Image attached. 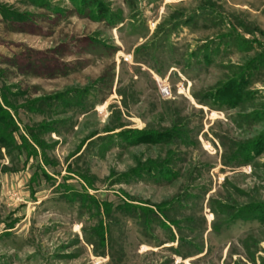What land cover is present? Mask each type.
Returning <instances> with one entry per match:
<instances>
[{"label": "rangeland", "instance_id": "1", "mask_svg": "<svg viewBox=\"0 0 264 264\" xmlns=\"http://www.w3.org/2000/svg\"><path fill=\"white\" fill-rule=\"evenodd\" d=\"M93 1L0 0V264H264V0Z\"/></svg>", "mask_w": 264, "mask_h": 264}, {"label": "trees", "instance_id": "2", "mask_svg": "<svg viewBox=\"0 0 264 264\" xmlns=\"http://www.w3.org/2000/svg\"><path fill=\"white\" fill-rule=\"evenodd\" d=\"M85 3L88 7L96 6L93 0H85ZM7 125L9 127V122L7 121V119L0 116V126H7ZM144 139L145 140L143 143H147L149 145H156L157 147L158 145L159 147L164 146L169 150L175 145L178 147V143L184 144L185 141L187 140V132H182L179 134L178 131H176L175 134L172 133V135L169 134L166 137L165 136L158 137V135L149 134V135H146ZM5 140H6L5 138L0 136V144H4ZM162 172L163 174H168V171L165 169V167L162 168ZM162 216L165 219H167L168 223L172 225L176 224L175 221H173L172 219H168V217L165 214H163ZM234 216L236 217H234L233 220H240L243 222H259V223L263 222L264 223V212L263 211H254L252 213H246L244 215H234ZM215 221H216V215L211 225L212 233L216 235H219L221 232L225 231L227 229V226L230 223L228 219L225 222H220L218 224H216Z\"/></svg>", "mask_w": 264, "mask_h": 264}, {"label": "bare ground", "instance_id": "3", "mask_svg": "<svg viewBox=\"0 0 264 264\" xmlns=\"http://www.w3.org/2000/svg\"><path fill=\"white\" fill-rule=\"evenodd\" d=\"M209 219H211V216H209Z\"/></svg>", "mask_w": 264, "mask_h": 264}, {"label": "built area", "instance_id": "4", "mask_svg": "<svg viewBox=\"0 0 264 264\" xmlns=\"http://www.w3.org/2000/svg\"><path fill=\"white\" fill-rule=\"evenodd\" d=\"M166 92V91H165Z\"/></svg>", "mask_w": 264, "mask_h": 264}]
</instances>
